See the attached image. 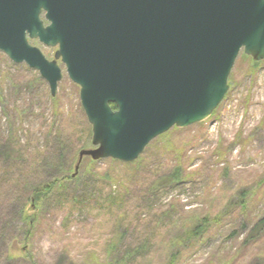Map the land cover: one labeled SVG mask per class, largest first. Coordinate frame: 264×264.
Here are the masks:
<instances>
[{
	"label": "rangeland",
	"instance_id": "1",
	"mask_svg": "<svg viewBox=\"0 0 264 264\" xmlns=\"http://www.w3.org/2000/svg\"><path fill=\"white\" fill-rule=\"evenodd\" d=\"M62 71L53 98L38 71L0 56V264H119L127 253L124 264H264V61L241 52L209 119L158 137L137 164L85 158L80 182L93 130ZM59 140L70 153L53 152ZM55 155L73 182L44 209L25 204ZM77 194L94 198L78 206Z\"/></svg>",
	"mask_w": 264,
	"mask_h": 264
},
{
	"label": "water",
	"instance_id": "2",
	"mask_svg": "<svg viewBox=\"0 0 264 264\" xmlns=\"http://www.w3.org/2000/svg\"><path fill=\"white\" fill-rule=\"evenodd\" d=\"M41 8L52 27L36 15L22 26L35 31V23L43 41L60 45L56 59L80 87L93 130L74 176L85 158L133 163L173 128L206 121L241 52L264 61V0H41L37 16ZM23 34L22 49L9 54L38 71L55 98L62 71Z\"/></svg>",
	"mask_w": 264,
	"mask_h": 264
},
{
	"label": "flooded vegetation",
	"instance_id": "3",
	"mask_svg": "<svg viewBox=\"0 0 264 264\" xmlns=\"http://www.w3.org/2000/svg\"><path fill=\"white\" fill-rule=\"evenodd\" d=\"M41 0H0V56L6 57L15 66L29 65L26 62H18L10 54L9 51H16L22 49L21 35L24 28V39L29 48L38 50L43 57L50 63L56 62L57 66L62 71L64 66L62 59H56L57 53L60 50V45L51 46L50 42H45L41 38V33L38 31L37 24L34 23L35 31L27 30L25 26H22L23 16L36 15L39 18L40 23L44 29L52 27L53 23L47 18L49 12L44 8H41L39 15L37 16V3ZM49 1V0H46ZM30 4V6H28ZM30 7V10L29 8ZM33 31V32H30ZM44 49L55 50L54 60L49 59ZM67 70V69H66ZM63 75V71H62Z\"/></svg>",
	"mask_w": 264,
	"mask_h": 264
},
{
	"label": "trees",
	"instance_id": "4",
	"mask_svg": "<svg viewBox=\"0 0 264 264\" xmlns=\"http://www.w3.org/2000/svg\"><path fill=\"white\" fill-rule=\"evenodd\" d=\"M112 107L114 109H116L115 106H112ZM53 149H54V151L53 150L52 151L58 156L59 155L64 156V155L71 152V148L67 144H64L62 142V140H59L57 147H54ZM58 156H56L58 159L57 158H55V159L51 158L47 161H46V159L43 160L46 163V164H44L45 167L44 166L43 167L46 170H48V172L52 173L51 178H50L51 180L49 181V183L47 185H43L41 187L34 188L32 191H30V193L28 195H26V197H24L23 196L24 194H22V197H23L22 201H24L25 204H26V202H28V203L34 202L35 204L39 203L41 205V208L44 209L52 198H54L56 195L62 196L63 193L65 192L67 185L65 183L61 184L62 179L67 180V181L71 180L70 182H73L74 179L69 178L66 174L67 170L63 169V167H62V162H64V161H62L63 159H60V157H58ZM49 162H51V163L47 164ZM135 164H137V162H135ZM179 173H180V175L177 173V174H173L172 176H170L167 183H174V182L179 181L182 177L180 171H179ZM53 174H56V175L53 176ZM75 180L77 182H80L78 179V176ZM24 184H25V186H27L28 180H25L23 185ZM81 185H82V183L78 184V186H77L78 188H76L77 191H80ZM27 187H29V186H27ZM76 189L74 192H76ZM73 194H76V193H73ZM151 194H154V191L152 192V190H151ZM92 198H94V197L89 195V194H77L76 196H74L73 200L76 204H78V206H82V205H85L87 202H90L92 200ZM118 200H120V199H116V198H112V197H110L108 199V201H110L111 204H114V203L117 204ZM24 210H25V208L22 207V209H20V211H19V218L21 220H24V215H25ZM128 254H130V253H127L126 255H128ZM126 255H124V256L127 257ZM124 256L121 257V259L117 261V262H119V264H124V262H125Z\"/></svg>",
	"mask_w": 264,
	"mask_h": 264
}]
</instances>
